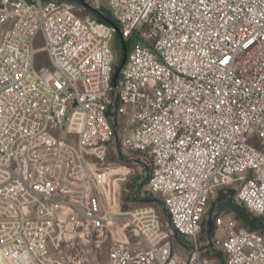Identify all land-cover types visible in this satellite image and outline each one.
I'll return each mask as SVG.
<instances>
[{
  "label": "built area",
  "instance_id": "obj_1",
  "mask_svg": "<svg viewBox=\"0 0 264 264\" xmlns=\"http://www.w3.org/2000/svg\"><path fill=\"white\" fill-rule=\"evenodd\" d=\"M82 1L108 22L0 0V264H86L91 232L119 237L108 264H264V225L205 214L238 183L231 207L264 215V0ZM142 180L159 200L135 207Z\"/></svg>",
  "mask_w": 264,
  "mask_h": 264
},
{
  "label": "rangeland",
  "instance_id": "obj_2",
  "mask_svg": "<svg viewBox=\"0 0 264 264\" xmlns=\"http://www.w3.org/2000/svg\"><path fill=\"white\" fill-rule=\"evenodd\" d=\"M76 3V2H75ZM76 13L82 17H94L97 14L90 10L89 8L83 6L82 4L76 3ZM42 41L40 36L38 35L35 38L34 46L36 48L41 47ZM111 47L112 51L116 57L115 63L118 62L121 52H122V42L121 38L118 34L114 36L111 40ZM36 64L37 66H48V62L46 56L43 52H39L36 56ZM118 160V150L115 143L112 144V151L110 154L107 155L105 162L100 164V168H107L111 167L114 164H117L116 161ZM136 166V165H135ZM144 182L142 180V184L139 186L140 193L138 195L141 196L142 192L146 195V201L140 200L135 203V207H139L145 204H155L159 199L158 197L152 195L150 192H145V188H143ZM238 187V183L230 186L229 188H216L214 193L210 196L208 205L205 210V214L211 211L212 205L217 203L222 207L220 215L224 218L228 216L235 219L242 225L248 226L251 229L259 230V226L251 227L249 225V220L243 211H238L235 208L231 207L230 205V197L235 195L236 189ZM121 187L119 188V194H121ZM144 197V196H143ZM126 206V205H124ZM132 206V207H134ZM156 211L162 218H164V213L161 211L160 208L156 207ZM215 213V212H214ZM255 219L257 222L262 223L264 225V215L256 216ZM208 223H206L207 225ZM205 225V226H206ZM220 230V228H218ZM204 232H206V228H204ZM203 234V232L201 233ZM201 234L199 235V244L206 245V243L202 240ZM116 235L113 233H108L107 235L97 236L95 232H91L87 238L83 240L75 239L74 249L71 251L72 255L79 254L86 258V264H108L107 259V250L110 246V243L116 239H118ZM202 240V241H201ZM172 245L177 252V256L182 259L186 254L189 247V239L184 238L182 241H178L176 237L172 238Z\"/></svg>",
  "mask_w": 264,
  "mask_h": 264
},
{
  "label": "crops",
  "instance_id": "obj_3",
  "mask_svg": "<svg viewBox=\"0 0 264 264\" xmlns=\"http://www.w3.org/2000/svg\"><path fill=\"white\" fill-rule=\"evenodd\" d=\"M206 224L205 223H203V226H202V230L200 231V234L203 232V234H201V237L202 238H204L205 239V237H207L208 235V230L206 229V232H204V228H206L207 226H205ZM221 229L219 230V229H216L215 230V236H219V235H221ZM211 243V242H210ZM205 245H201V247L203 248ZM206 253V255L207 256H214V257H216V258H219L220 260H222V258H221V254H220V251H219V249L218 248H216L215 246H213V244L212 245H208V247H207V250L205 251Z\"/></svg>",
  "mask_w": 264,
  "mask_h": 264
},
{
  "label": "trees",
  "instance_id": "obj_4",
  "mask_svg": "<svg viewBox=\"0 0 264 264\" xmlns=\"http://www.w3.org/2000/svg\"><path fill=\"white\" fill-rule=\"evenodd\" d=\"M71 1H73V2H76V3H79V4H82V0H71ZM99 12V11H98ZM100 14H102V15H104L103 13H101V12H99ZM96 19H98V20H100V21H102V19L100 18V16H94ZM122 55H123V52H121V55H120V58H119V60H118V62H116L115 64H114V71L115 70H118L119 68H120V63H121V59H122ZM243 212H245V211H243ZM249 225L251 226V227H257V226H259L260 228H259V230H261V228H262V226H263V224L262 223H259V222H257V220L255 219V217H251V221L249 222ZM247 228L248 229H250V230H255V229H251V228H249L248 226H247Z\"/></svg>",
  "mask_w": 264,
  "mask_h": 264
},
{
  "label": "water",
  "instance_id": "obj_5",
  "mask_svg": "<svg viewBox=\"0 0 264 264\" xmlns=\"http://www.w3.org/2000/svg\"><path fill=\"white\" fill-rule=\"evenodd\" d=\"M82 5L90 9V7H89L86 3L82 2ZM90 10H91V9H90ZM94 12H95L98 16H100V18H101L102 20L108 22L107 18H106L104 15L100 14V13L97 12V11H94ZM122 52H123V55H122V59H121L120 66L122 65V63H123V61H124V58H125V47H124V46H122ZM118 73H119V69H118V70H115L114 73H113V75H112V81H113V84H114V85H117V82H118Z\"/></svg>",
  "mask_w": 264,
  "mask_h": 264
}]
</instances>
